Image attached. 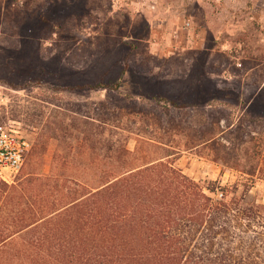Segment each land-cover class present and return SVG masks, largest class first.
I'll return each mask as SVG.
<instances>
[{
  "label": "rangeland",
  "instance_id": "rangeland-1",
  "mask_svg": "<svg viewBox=\"0 0 264 264\" xmlns=\"http://www.w3.org/2000/svg\"><path fill=\"white\" fill-rule=\"evenodd\" d=\"M185 17L197 41L177 48ZM87 116L129 138L135 162L176 151L214 196L249 183L264 203V0H0V130L33 143L0 188L51 171L44 122ZM3 196L1 215L22 207Z\"/></svg>",
  "mask_w": 264,
  "mask_h": 264
},
{
  "label": "trees",
  "instance_id": "trees-1",
  "mask_svg": "<svg viewBox=\"0 0 264 264\" xmlns=\"http://www.w3.org/2000/svg\"><path fill=\"white\" fill-rule=\"evenodd\" d=\"M75 120L44 122L37 143L57 145L49 173L1 186L0 202L22 207L0 205V264H264V203L249 183L216 197L174 164L176 151L135 162L129 138L102 131L108 122Z\"/></svg>",
  "mask_w": 264,
  "mask_h": 264
},
{
  "label": "built area",
  "instance_id": "built-area-1",
  "mask_svg": "<svg viewBox=\"0 0 264 264\" xmlns=\"http://www.w3.org/2000/svg\"><path fill=\"white\" fill-rule=\"evenodd\" d=\"M191 17H185L180 28L174 30L172 45L177 48L192 47L197 41V34L191 29ZM188 32L184 34V32ZM33 147L31 140L19 131L0 130V178L11 182L20 173ZM223 196V192L219 194Z\"/></svg>",
  "mask_w": 264,
  "mask_h": 264
}]
</instances>
